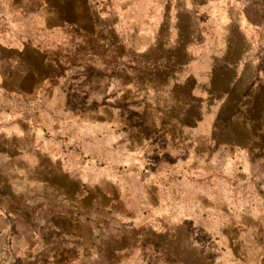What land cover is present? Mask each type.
I'll return each instance as SVG.
<instances>
[{
    "label": "rangeland",
    "instance_id": "obj_1",
    "mask_svg": "<svg viewBox=\"0 0 264 264\" xmlns=\"http://www.w3.org/2000/svg\"><path fill=\"white\" fill-rule=\"evenodd\" d=\"M211 1L0 0V264H264V3Z\"/></svg>",
    "mask_w": 264,
    "mask_h": 264
},
{
    "label": "trees",
    "instance_id": "obj_2",
    "mask_svg": "<svg viewBox=\"0 0 264 264\" xmlns=\"http://www.w3.org/2000/svg\"><path fill=\"white\" fill-rule=\"evenodd\" d=\"M64 24H65V26L63 28H60L58 30L55 29V31H57V32L60 31V33L66 35V38H68V40H70L71 42L73 41V43L70 42L69 44H67V46L70 45L69 47H76L77 48L76 54L79 53L82 55H86L85 57L81 58V61L79 62L78 65L82 66L84 61H87L85 59L88 58L87 57L88 55H90L91 57H96L97 59H103V57L101 55H103L102 49L105 46H104V43L101 41V39L96 36V33L94 34V32H91L90 30H86L84 28H81V26H79L77 23L75 24V23L66 21ZM64 31L67 33H65ZM116 47H120V46L119 45L110 46V47L108 46V49H109V51L110 50L114 51ZM128 50H130L129 53L131 55L128 59L129 60L127 62L128 64H123V63L121 64L119 61H118V63H116V58L113 56L114 62L112 61L111 64L114 65L113 66L114 70H116V68L120 67L118 69L120 71L126 73L129 69L132 70V68L135 67L137 64H139V68L143 67L142 61H141V59H143V57H141L138 53H136L132 49V47H129ZM46 51L48 53H50V51L48 49H46ZM136 58H138L139 60H136ZM118 59H119V57H118ZM68 61H69V58H67V55H66V56H64L63 62L59 61V58H51L50 63L55 68L66 69L68 67V64H69ZM63 65H65V66H63ZM70 65L73 66L76 64L70 63ZM165 72L168 73V72H170V70H167Z\"/></svg>",
    "mask_w": 264,
    "mask_h": 264
},
{
    "label": "crops",
    "instance_id": "obj_3",
    "mask_svg": "<svg viewBox=\"0 0 264 264\" xmlns=\"http://www.w3.org/2000/svg\"><path fill=\"white\" fill-rule=\"evenodd\" d=\"M211 2H215V1H211ZM223 2H242V0H223ZM251 2H259V3H262L263 4L264 3V0H263V2H261V0H251ZM223 9H226V8H223ZM36 47H37V49H39L41 51L42 48L40 46L37 45ZM225 67L227 68V70H230L229 69V66H225ZM178 69H179V66L177 64L172 65V69H171L172 72L171 73L177 72ZM239 70H244V67H242V68L240 67ZM49 76H50V74L48 75L47 79L45 81H42V82H39L38 80L37 81L34 80V85L33 86H34V92H35V94L33 95V99H35V100L39 99V97L36 94L37 91L39 90V88H45L46 89L47 87H49L51 85L54 86V84L57 82L54 79H51ZM231 82H232L231 85H233V86H236L239 83L238 81H234V79ZM1 87H4V80H3L2 84H1ZM22 127L23 128L17 127L16 128V131L13 130L11 132V135H15L16 133H18V128H19V130H21V132L19 133L20 135H25L26 133H30L31 134V132H32V134H34V125H33L32 122L27 121L26 124H23L22 125ZM32 129H33V131H32ZM19 134H17V135H19Z\"/></svg>",
    "mask_w": 264,
    "mask_h": 264
}]
</instances>
